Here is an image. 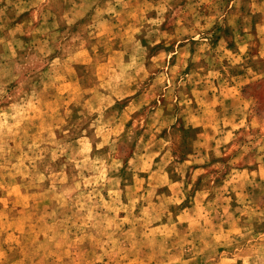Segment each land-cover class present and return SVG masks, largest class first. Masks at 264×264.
<instances>
[{"label":"rangeland","instance_id":"374dc122","mask_svg":"<svg viewBox=\"0 0 264 264\" xmlns=\"http://www.w3.org/2000/svg\"><path fill=\"white\" fill-rule=\"evenodd\" d=\"M0 264H264V0H0Z\"/></svg>","mask_w":264,"mask_h":264}]
</instances>
